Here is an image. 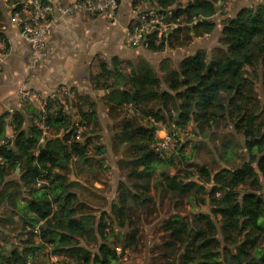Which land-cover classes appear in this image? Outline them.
Listing matches in <instances>:
<instances>
[{
    "label": "trees",
    "instance_id": "16d2710c",
    "mask_svg": "<svg viewBox=\"0 0 264 264\" xmlns=\"http://www.w3.org/2000/svg\"><path fill=\"white\" fill-rule=\"evenodd\" d=\"M147 1L166 15L172 12L171 21L202 37L216 31L215 18L228 0ZM4 26L0 8V40L8 49ZM169 37L158 44L157 35L150 36L146 50L166 51ZM220 45L211 58L198 52L177 66L167 59L158 71L144 58L98 62L99 71L90 80L95 90L107 92L108 116L117 117L114 147L125 149L118 166L127 180L120 182L118 199L101 221L75 191L82 185L70 178L75 164L80 170L88 166L96 182L101 181L96 168L107 169L100 159L107 152L99 143L96 103L77 93L76 101H68L82 118L80 137L75 115L50 98L54 112L46 118L32 106L13 116L12 138L7 135L9 113L0 116V235L19 230L17 246L8 253L9 247L0 246V264H38L42 252L62 259L61 264H119V250L138 249L142 242L134 215L153 207L157 198L191 207L189 215L176 213L160 223L164 236L157 249L164 264H264V108L254 93V81L264 72V5L225 20ZM151 120L170 131L195 125L205 138L231 121L244 142L222 143L228 159L222 158L231 167L213 174L207 167L192 166L213 185L208 191L192 181V173L183 178L167 171L176 165L157 152L158 127ZM38 121L51 130L44 143ZM16 173L18 180L11 178ZM200 199L211 213L193 212Z\"/></svg>",
    "mask_w": 264,
    "mask_h": 264
},
{
    "label": "rangeland",
    "instance_id": "374dc122",
    "mask_svg": "<svg viewBox=\"0 0 264 264\" xmlns=\"http://www.w3.org/2000/svg\"><path fill=\"white\" fill-rule=\"evenodd\" d=\"M188 1L189 0H181V3L185 4ZM260 5H264V0H228L219 8V12L215 18V22L217 23L216 31L202 37L195 36L192 31L186 29V26L182 28L180 24V27L166 40L167 47L171 49L167 54L176 59L174 61L175 63L169 60L172 64L177 66L179 65V60H183L198 52H204L211 58L214 51L221 46L220 39L222 37L225 20L235 17L238 12L244 8H256ZM165 55L166 54L160 55V53H158L156 56L161 58ZM254 82V93L257 95L259 103H261V107L264 108V72H261L260 80ZM109 118H115L113 120L117 119L116 116H109ZM148 121L149 120H144L143 123L147 124ZM99 123L100 126H98V130L101 133L99 143L107 152L105 157L100 158L106 163L107 169L96 168L101 181L96 182L92 176H89L88 166L80 170L76 164L71 167L70 178L73 182H78L82 185L76 188L75 191L80 195L84 203L92 207V211L98 218V221H101L104 218L106 219L107 214L111 211L113 202L118 199V186L120 182H127V180L124 171L118 166V162L125 155V149L122 147H114V138L116 134L115 124L110 126L105 124L106 126H104L103 123ZM106 127L109 129L108 132L105 131ZM96 128L97 125L95 126V129ZM93 129L92 126L89 127V132H92ZM209 135L210 136L205 138L197 134L195 125H190L187 127L185 133L179 134L178 140L173 146V151L166 155H168V158L172 159L173 163L176 165V167H169L167 171L171 174L179 173L183 178L186 174L192 173V181L205 185L208 191H211L213 185L206 183L205 179H203L192 166L199 165L207 167L213 174L223 168L231 167L232 163L228 161L226 155L222 153V143L226 139H234L235 143L242 145L244 140L242 136L235 133L231 121L223 122L220 128L216 131L209 132ZM95 142L97 143V141ZM182 147H184L183 154L180 151ZM182 155H185V158H183ZM222 156L227 158L226 162ZM238 162L239 161H236L235 164ZM11 178L18 180L19 174L16 173ZM262 187V194L264 195V180L262 182ZM190 210L191 207L186 205L183 207H175L168 200L163 203L162 200L157 198L156 204L153 205V207H147L145 210L139 212L138 215H134V219L140 221L142 242L138 249L133 248L126 251L119 250L121 259L119 264H164V261L160 259V252L157 249L158 246H161L160 238L164 236L160 229V223L176 213L189 215ZM192 210L194 213H211V207L208 204H204L202 199H200L199 204L196 201L194 202ZM18 231L19 230L14 227L12 230L5 233L4 236L0 235V246L5 244L9 247L7 248V253L13 246L19 244V240H17ZM91 250L92 252H96L95 247H91ZM41 255L42 257L38 258V264H61L60 261L62 259L59 261V258L53 257L52 261V256H49L47 252H42Z\"/></svg>",
    "mask_w": 264,
    "mask_h": 264
},
{
    "label": "crops",
    "instance_id": "0c3cea01",
    "mask_svg": "<svg viewBox=\"0 0 264 264\" xmlns=\"http://www.w3.org/2000/svg\"><path fill=\"white\" fill-rule=\"evenodd\" d=\"M58 3L61 0H48ZM69 3L72 0H62ZM136 0H123L115 21H108L94 16H72L63 18L56 25L53 34L48 39L49 56L47 60L31 73L28 65L31 59V47L20 36L18 29L11 20V4L8 0H0V8L5 13V36L8 40L10 57L0 76V116L16 110L18 92L22 88H30L41 96L49 98L54 92L70 89L79 96L91 99L98 108V118L101 123L113 125L115 120L109 118L104 106L106 91L95 90L91 84V73L99 71L98 62L111 61L118 58L121 61L136 63L146 59L158 71L164 60H176L167 48L158 58V53H149L146 49H130L125 45V34L131 25L138 8L146 0L135 4ZM148 4V3H147ZM182 60H179V63ZM178 63V64H179ZM176 66V65H175ZM12 121V120H11ZM8 119L7 135L14 136V130ZM106 132L109 129L106 127Z\"/></svg>",
    "mask_w": 264,
    "mask_h": 264
},
{
    "label": "built area",
    "instance_id": "2783aa9c",
    "mask_svg": "<svg viewBox=\"0 0 264 264\" xmlns=\"http://www.w3.org/2000/svg\"><path fill=\"white\" fill-rule=\"evenodd\" d=\"M122 1L72 0L69 3H64L61 0L58 3H53L44 0H18L17 3L11 4L10 22L18 29L19 36L31 47L32 54L27 69L28 73L34 71L47 60L49 56L48 39L61 19L72 16H94L115 21ZM146 2L148 4L145 3L137 9L131 25L126 30L125 45L130 49L148 48L149 38L154 34L157 35V43L160 44L180 27L178 22L170 20L169 17L173 15L172 12L166 15L155 5H150L147 0ZM3 30H6V27ZM9 57L10 51L7 50L4 40H0V76ZM49 98L64 106L65 111L75 115L73 122L80 137L84 129L82 118L78 110H73L72 105L68 103V101L71 103L76 101L75 93L70 89H62L54 92ZM49 98L41 96L30 88L20 89L17 108L9 112V120H13V116L26 106H32L35 110L42 112L46 118V115L54 112V108L49 107ZM151 122L158 127L157 152L167 154L173 151L179 134L185 133L186 130L170 131L161 123L154 120ZM37 125L42 132L41 142L44 143L49 137L50 127L45 121H38ZM35 233H39V227L35 229ZM53 257L56 256H52V261Z\"/></svg>",
    "mask_w": 264,
    "mask_h": 264
}]
</instances>
